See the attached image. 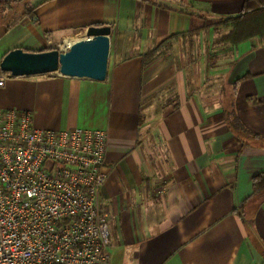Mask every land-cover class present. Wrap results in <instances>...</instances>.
Segmentation results:
<instances>
[{"label":"crops","instance_id":"1","mask_svg":"<svg viewBox=\"0 0 264 264\" xmlns=\"http://www.w3.org/2000/svg\"><path fill=\"white\" fill-rule=\"evenodd\" d=\"M3 1L0 62L112 28L106 80L55 72L0 87V107L31 111L38 128L107 133L110 264H264V6Z\"/></svg>","mask_w":264,"mask_h":264},{"label":"built area","instance_id":"2","mask_svg":"<svg viewBox=\"0 0 264 264\" xmlns=\"http://www.w3.org/2000/svg\"><path fill=\"white\" fill-rule=\"evenodd\" d=\"M9 77L0 68V87ZM107 149L104 130L42 129L0 107V264H110Z\"/></svg>","mask_w":264,"mask_h":264},{"label":"water","instance_id":"3","mask_svg":"<svg viewBox=\"0 0 264 264\" xmlns=\"http://www.w3.org/2000/svg\"><path fill=\"white\" fill-rule=\"evenodd\" d=\"M111 32L112 28L108 25H92L85 35L64 50L26 51L16 48L4 56L0 68L11 77L59 72L69 77L104 81L108 74Z\"/></svg>","mask_w":264,"mask_h":264},{"label":"trees","instance_id":"4","mask_svg":"<svg viewBox=\"0 0 264 264\" xmlns=\"http://www.w3.org/2000/svg\"><path fill=\"white\" fill-rule=\"evenodd\" d=\"M8 2L7 1H3V0H0V10L1 9H4L5 6H8ZM261 6H264V0H248L247 1V4H246V9L247 11L249 10H255ZM155 53V51H152L150 53V55H153Z\"/></svg>","mask_w":264,"mask_h":264},{"label":"rangeland","instance_id":"5","mask_svg":"<svg viewBox=\"0 0 264 264\" xmlns=\"http://www.w3.org/2000/svg\"><path fill=\"white\" fill-rule=\"evenodd\" d=\"M23 10H24L23 4L17 5L16 9L14 10V16L20 14Z\"/></svg>","mask_w":264,"mask_h":264},{"label":"bare ground","instance_id":"6","mask_svg":"<svg viewBox=\"0 0 264 264\" xmlns=\"http://www.w3.org/2000/svg\"><path fill=\"white\" fill-rule=\"evenodd\" d=\"M74 41H76V40H70V39H68L67 41H66V43L64 44V47L65 48H67L69 45H71Z\"/></svg>","mask_w":264,"mask_h":264}]
</instances>
